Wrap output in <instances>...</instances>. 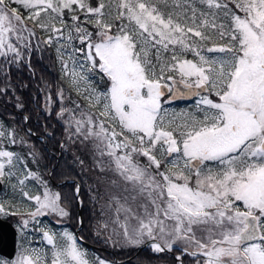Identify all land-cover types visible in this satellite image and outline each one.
Masks as SVG:
<instances>
[{
    "label": "snow or ice",
    "instance_id": "obj_1",
    "mask_svg": "<svg viewBox=\"0 0 264 264\" xmlns=\"http://www.w3.org/2000/svg\"><path fill=\"white\" fill-rule=\"evenodd\" d=\"M41 43L55 45L64 81L44 109L64 126L60 147L90 157L74 156L79 175L95 180L64 177L78 180L65 194L31 129L0 119V216L20 217L28 241L0 264H122L49 223L71 220L82 191L99 209L95 235L113 249L264 264V0H0V100L15 97L17 109L10 70L35 75ZM186 97H198L196 113L164 107Z\"/></svg>",
    "mask_w": 264,
    "mask_h": 264
},
{
    "label": "trees",
    "instance_id": "obj_2",
    "mask_svg": "<svg viewBox=\"0 0 264 264\" xmlns=\"http://www.w3.org/2000/svg\"><path fill=\"white\" fill-rule=\"evenodd\" d=\"M93 2H95V0H93ZM37 32L42 39L47 37V33H41L39 29H37ZM214 39L216 38L214 37ZM50 49L52 53V60L50 61L49 59H39L36 55L31 58V64L35 71V75H33L27 67L22 70H16L15 68L10 70L12 81L17 86L16 94L21 96L24 107L23 109H17L15 107V97H12L11 100L4 98L0 100V119L8 122L10 125L15 121L17 131L20 134H23V130L25 129H31L35 134L30 137L31 142L44 152V163L49 167L55 168V178L52 180V183L58 186L65 194L70 195L78 180L72 178L64 179V177H77L79 175V169L72 163L74 156L80 153L81 155L83 154L84 157L86 156L87 159H89V157L85 152L83 153L79 149L77 150L76 147H74V151L77 153L71 148L66 151L60 147L64 139V126L55 118L54 113L49 116L44 109L45 97L43 94H46L50 90V92L55 93L57 86L64 84L61 78L62 74L59 69L55 47L52 46ZM45 84L49 85L48 89L44 88ZM71 94L75 98L74 92ZM171 104L182 106L188 103L181 102ZM25 115L29 117L27 123H24L23 120ZM48 133H53V135L49 136ZM40 138L43 141H41ZM84 176L79 175V179H86L87 183L92 182L89 178ZM71 181L74 183H67ZM4 191L0 196H3ZM82 195L84 198V206L81 208V217L84 221V227L80 231V236L83 237V240L87 244L80 245L87 249L89 253L94 252L102 258L126 262V264H175L172 253L160 254L157 256L151 253L148 248L144 250H141V248L113 249L109 244H105L102 237H97L95 235L92 227L99 215V209L93 210L92 205L88 202L87 192L82 191ZM17 197L18 196L15 197L16 201ZM79 208V204H73V218L69 220V227L73 232H76L79 228V224L76 220L77 216L80 217ZM50 222L52 226L56 227L54 222ZM93 247L98 248V250Z\"/></svg>",
    "mask_w": 264,
    "mask_h": 264
},
{
    "label": "rangeland",
    "instance_id": "obj_3",
    "mask_svg": "<svg viewBox=\"0 0 264 264\" xmlns=\"http://www.w3.org/2000/svg\"><path fill=\"white\" fill-rule=\"evenodd\" d=\"M36 32H37V30H36ZM37 37H39L41 41L43 40V39L38 35V32H37ZM33 43H35V41H33ZM53 46L55 47V45H53ZM41 48L43 49V51H40V52H34L33 55L31 56V58L34 57V55H36L39 59H42V60H44V59H49V61L52 60V59H51L52 53H51V49H50V47L45 46V45H43V44L41 43ZM213 55H216V54H213ZM189 58H192V57L190 56ZM46 62H48V61H46ZM50 63H51V62H50ZM58 64H59V69H60V71H61V66H60L59 61H58ZM61 74H62V73H61ZM95 79H96V84H97L99 87H101V88L104 87L103 82H101V81L99 80V78H95ZM50 91H51V90H50ZM74 94H75V93H74ZM45 95H46V94H43L44 97H45ZM212 98L215 99V97H212ZM164 99L167 100L168 98L166 97V98H164ZM197 99H198V98H197ZM44 100H45V98H44ZM82 103H83V102H82ZM164 107L168 108L170 112L175 113V114H180V113H196L195 100H194L193 102H191V103H188V104H185V105H182V106H175V105H172L171 103H168V104H165ZM197 114H198V113H197ZM74 147H76L77 150L79 149V150H80L81 152H83V153L85 152L82 148H79V147H77V146H73V147L71 148L73 151H74ZM16 150H17L18 152H22V153H25V154H26V152H27L26 148H23V147H20V146H17ZM74 152H76V151H74ZM76 153H77V152H76ZM77 155L83 156V154L81 155L80 153H78ZM85 158L87 159L86 156H85ZM27 159H28V160H31V157H30V156H27ZM89 160H90V157H89ZM33 167H35V166H33ZM84 175H85L87 178H89L91 181H94V180H95V173L89 172V173H85ZM84 175H83V176H84ZM85 176H84V177H85ZM5 183H6L5 185H7V180H5ZM8 191L10 192V189H8ZM33 191H35V190H33ZM18 197H19V196H18ZM18 197H17V201L20 200V197H19V198H18ZM19 207L21 208L22 211H26V210L28 209V207H30V205H29L28 202H24V203H21V204L19 205ZM10 217H12V218H10ZM0 218L12 222V223L14 224V226L16 227V229H17V231H18V249H19V246H20L21 242L23 241V237L21 236L20 231H19V227H18V225H19V223H20V217H18V216H9V218H8V216H7V217H2V216H0ZM45 219L47 220L48 218H45ZM52 222H54V221H52ZM49 223L51 224L50 221H49ZM54 223H55V222H54ZM55 225H56V227H55V226H52V225H51V226H52V228H53L55 231H57V232L63 231L64 229H67L68 231H70V232H72V233H74V234L76 235V232H73V230L69 227V220L66 221V222L63 223V224H56V223H55ZM29 240H31L33 246H36V244L39 242V235L36 234V239H34V240H33L31 237H29ZM23 242H24V243H27L28 241H23ZM78 243L80 244L79 241H78ZM89 255H90V256H99V255L95 254L94 252H90Z\"/></svg>",
    "mask_w": 264,
    "mask_h": 264
},
{
    "label": "water",
    "instance_id": "obj_4",
    "mask_svg": "<svg viewBox=\"0 0 264 264\" xmlns=\"http://www.w3.org/2000/svg\"><path fill=\"white\" fill-rule=\"evenodd\" d=\"M170 93H166L165 96H168ZM196 97H186L183 99H176L173 101H192ZM3 190V184H0V193ZM81 215V209L79 211ZM82 227L77 231V236L80 237L79 233ZM17 237L18 232L15 229V227L8 221H4L0 219V256L3 257H14L17 252ZM80 241V240H79ZM81 243H84V241H80ZM146 248V247H144ZM142 248V249H144Z\"/></svg>",
    "mask_w": 264,
    "mask_h": 264
}]
</instances>
